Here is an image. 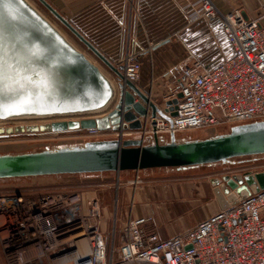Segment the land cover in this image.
<instances>
[{
  "label": "built area",
  "instance_id": "1",
  "mask_svg": "<svg viewBox=\"0 0 264 264\" xmlns=\"http://www.w3.org/2000/svg\"><path fill=\"white\" fill-rule=\"evenodd\" d=\"M258 16L223 13L212 0L189 1L190 20L219 21L232 48L215 67L189 55L153 99L164 113L142 116V127L82 129L88 139L170 140L193 129L264 120V5ZM123 82L141 77L140 55L127 49ZM177 98L174 109L166 102ZM165 109L167 111H165ZM175 114H171V112ZM258 172L257 170H248ZM138 180V178H137ZM139 181V180H138ZM99 198L71 187L15 189L0 193V233L12 264H264V189L219 209L169 237L146 233V217L118 222L117 246L108 245ZM116 246V247H115Z\"/></svg>",
  "mask_w": 264,
  "mask_h": 264
},
{
  "label": "water",
  "instance_id": "2",
  "mask_svg": "<svg viewBox=\"0 0 264 264\" xmlns=\"http://www.w3.org/2000/svg\"><path fill=\"white\" fill-rule=\"evenodd\" d=\"M79 40L115 73L108 76L30 0H0V34L9 58L24 75L45 78L46 86L21 90L6 81L0 87V120L87 116L76 121H54L28 131L98 128L120 130L142 127L141 117L160 114V103L132 81L123 82V66L116 67L89 39L47 0H40ZM177 98L166 102L171 110ZM25 109L20 111V109ZM34 108L35 111L28 110ZM165 111H167L165 109ZM18 113V114H10ZM175 114V112H171ZM18 131H25L18 127ZM13 128H0V133ZM4 135V134H3ZM7 135V134H6ZM264 154V120L234 125L230 131L204 139L143 143L140 138L103 139L83 145L0 155V178L144 170L226 163L236 157ZM220 208L264 189V171L215 177Z\"/></svg>",
  "mask_w": 264,
  "mask_h": 264
},
{
  "label": "crops",
  "instance_id": "3",
  "mask_svg": "<svg viewBox=\"0 0 264 264\" xmlns=\"http://www.w3.org/2000/svg\"><path fill=\"white\" fill-rule=\"evenodd\" d=\"M189 1L197 0H52L49 3L56 10H60L116 67L121 66L120 61L127 49L140 55L142 70L136 85L156 100L158 97L155 96L171 80L175 67L189 55L198 56L207 67L213 68L232 52L219 21L210 22L203 18L192 21L186 16V4ZM212 1L223 13L239 9L247 17L258 16L264 5V0ZM217 30L224 34L229 44L231 51L225 53L226 55L220 56L219 47H216L218 45L213 33ZM204 57L216 60L208 66ZM105 66L112 71L108 65ZM113 74L115 75L114 72ZM149 141L153 143L154 138ZM117 175L120 183L117 187L118 193L123 181L121 175ZM135 178L136 176H130L128 183L131 181L134 184ZM163 195L166 196L164 193ZM152 196L138 185L127 186L125 197L129 200V206L123 214L120 213L117 196L111 222L103 216L105 238L109 246L113 242L115 245L120 242L119 232L114 237L112 230L115 217L119 223L131 217H146L148 221L143 225V230L146 233L156 232L161 238H169L196 224L179 229L171 227V222L168 223L170 219L166 218L165 213L173 209H156L149 202ZM166 199L168 200L167 196ZM179 207L174 210H181ZM208 216L210 215L205 218ZM0 264H12L10 255L3 247L1 233Z\"/></svg>",
  "mask_w": 264,
  "mask_h": 264
},
{
  "label": "rangeland",
  "instance_id": "4",
  "mask_svg": "<svg viewBox=\"0 0 264 264\" xmlns=\"http://www.w3.org/2000/svg\"><path fill=\"white\" fill-rule=\"evenodd\" d=\"M30 1L53 23H55L80 50L92 59L94 63L99 65L108 76L113 80H116V75L106 68L105 63H103L81 40H79L78 37L72 33L40 0ZM47 1L52 2V0ZM213 37L218 45L216 47H219L220 56L221 54H228L231 51L224 34L219 33V30L213 33ZM204 47L205 45L203 46V49ZM222 51L225 52L222 53ZM201 56L203 57V55ZM203 59L208 66H210V62L216 60V58L211 57H204ZM221 59H223V57ZM84 118H87V116L0 120V128L5 130L7 128H13V132L11 133H6V131L0 133V155L72 147L83 145L91 140L114 138V135H108L102 139H88V137L81 132V128L62 131L27 130L28 127L40 126L54 121H76ZM18 127H24L26 130L18 131ZM230 128L229 125L222 124L214 127L193 129L176 135V138L181 142L194 139H204L218 134L227 133L230 131ZM151 139L153 141L152 136H147L146 144H150L151 141L149 140ZM160 141L167 142L169 139L164 137L163 140ZM248 170L264 171V154L236 157L226 163L218 162L188 167H162L120 172L107 171L83 174L0 178V193L11 192L15 189H27L31 186L37 188L71 187L75 190H81L86 197L95 196L99 198L102 202V206L106 209L104 210V212L106 211L104 215L106 219L111 222L116 209L115 204L117 196L119 197L120 213L123 214L129 206V200H126L125 197L127 186L138 185L140 188L149 191L150 194L153 195V198L149 202L155 206L156 209H173L169 212L167 211L165 216L167 219H170L168 223L171 222V227L179 229L180 227L185 228L191 226L201 221L207 215H211L220 209V202L217 198L215 187L211 182L213 178H221L224 175H232L234 173H244ZM117 173L121 175L123 181L121 190L118 193L117 187L120 183ZM130 176H136L135 181H133L134 184L130 183L131 181L128 183L127 179ZM163 193L168 197V200ZM174 199L176 202H174ZM167 203L168 205H166ZM177 207L181 210L175 211L174 209H177Z\"/></svg>",
  "mask_w": 264,
  "mask_h": 264
},
{
  "label": "snow or ice",
  "instance_id": "5",
  "mask_svg": "<svg viewBox=\"0 0 264 264\" xmlns=\"http://www.w3.org/2000/svg\"><path fill=\"white\" fill-rule=\"evenodd\" d=\"M24 71V69L20 68L17 63L9 58L3 36L0 34V87H3L6 81H10L12 84L17 85L21 90H27L30 87L46 86L45 78L40 73L35 74L38 79L34 80L24 75ZM24 110L23 108L20 109V111ZM28 110L35 111L34 108Z\"/></svg>",
  "mask_w": 264,
  "mask_h": 264
},
{
  "label": "trees",
  "instance_id": "6",
  "mask_svg": "<svg viewBox=\"0 0 264 264\" xmlns=\"http://www.w3.org/2000/svg\"><path fill=\"white\" fill-rule=\"evenodd\" d=\"M243 157V156H242Z\"/></svg>",
  "mask_w": 264,
  "mask_h": 264
}]
</instances>
